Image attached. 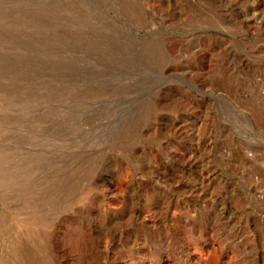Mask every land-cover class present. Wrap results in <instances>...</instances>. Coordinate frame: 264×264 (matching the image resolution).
I'll return each mask as SVG.
<instances>
[{
  "label": "rangeland",
  "instance_id": "374dc122",
  "mask_svg": "<svg viewBox=\"0 0 264 264\" xmlns=\"http://www.w3.org/2000/svg\"><path fill=\"white\" fill-rule=\"evenodd\" d=\"M0 264H264V0H0Z\"/></svg>",
  "mask_w": 264,
  "mask_h": 264
},
{
  "label": "bare ground",
  "instance_id": "6f19581e",
  "mask_svg": "<svg viewBox=\"0 0 264 264\" xmlns=\"http://www.w3.org/2000/svg\"><path fill=\"white\" fill-rule=\"evenodd\" d=\"M248 21L255 22L256 24H262L260 18L258 17L257 10H253L252 14L248 18ZM137 201H138V204L141 206L137 210V219L142 222V226L143 227H146L147 226V224H146L147 216L144 215V210H143V207H142V203L147 202V200H145V198H142V196H139L137 198ZM137 236H138V234H137Z\"/></svg>",
  "mask_w": 264,
  "mask_h": 264
}]
</instances>
